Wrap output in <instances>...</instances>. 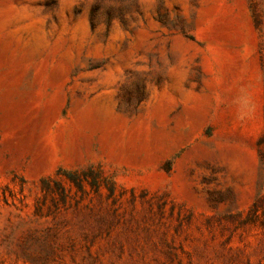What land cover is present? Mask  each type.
<instances>
[{
	"label": "rangeland",
	"instance_id": "1",
	"mask_svg": "<svg viewBox=\"0 0 264 264\" xmlns=\"http://www.w3.org/2000/svg\"><path fill=\"white\" fill-rule=\"evenodd\" d=\"M0 264H264V0H0Z\"/></svg>",
	"mask_w": 264,
	"mask_h": 264
},
{
	"label": "bare ground",
	"instance_id": "2",
	"mask_svg": "<svg viewBox=\"0 0 264 264\" xmlns=\"http://www.w3.org/2000/svg\"><path fill=\"white\" fill-rule=\"evenodd\" d=\"M10 15L8 9L0 12V28L3 26L5 19Z\"/></svg>",
	"mask_w": 264,
	"mask_h": 264
}]
</instances>
